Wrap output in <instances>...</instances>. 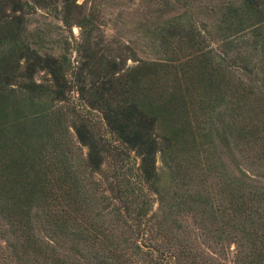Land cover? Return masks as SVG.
I'll list each match as a JSON object with an SVG mask.
<instances>
[{"label":"trees","instance_id":"obj_1","mask_svg":"<svg viewBox=\"0 0 264 264\" xmlns=\"http://www.w3.org/2000/svg\"><path fill=\"white\" fill-rule=\"evenodd\" d=\"M32 1L55 9L65 25L81 28L83 54L74 67L65 55L39 53L26 36L32 2L0 0V210L9 233L26 242L34 229L31 212L37 209L45 213L48 229L71 234L75 228L85 243L98 245L107 227L98 225L94 216L85 220L58 209L62 201L73 205L82 188L80 173L99 175L103 190L110 193L105 197L108 206L123 211L139 233L153 234L155 244L146 253L154 256L155 264H264V186L251 183L242 168L221 164L219 192L202 185L206 178L190 194L175 189L168 200L160 189L159 152L167 165L170 159L180 165L181 154L211 146L215 135L223 144L233 141L234 147L257 135L242 120L245 88L236 81L228 53L217 61L205 37L182 16L159 30L163 57L127 66L133 56H109L103 38L93 35L99 27L96 10L78 0ZM228 8L223 44L231 49L258 42L264 32L261 1L243 0ZM71 71L78 93L74 105ZM40 72L47 80H36ZM91 112L101 113L102 124L92 121ZM68 121L77 143L87 149L85 155L74 149ZM254 138L255 144L264 143V134ZM112 153L122 158L109 173L105 166ZM215 195L222 198L218 206ZM156 202L163 213L175 208L193 212L201 205L198 215L222 218L225 225L217 230L215 246L179 242L162 220L156 224ZM231 227L234 234L228 232ZM92 248L91 264H126L111 248Z\"/></svg>","mask_w":264,"mask_h":264},{"label":"rangeland","instance_id":"obj_2","mask_svg":"<svg viewBox=\"0 0 264 264\" xmlns=\"http://www.w3.org/2000/svg\"><path fill=\"white\" fill-rule=\"evenodd\" d=\"M32 8L27 15V40L31 47L39 53L55 56H67L72 66H79L81 53L79 44L82 40V30L78 25L69 27L61 20L55 9H48L36 5L32 0ZM243 0H78L84 3L88 9H94L98 14L97 25L93 33L95 38H103L102 46L111 57L133 56L127 60V66H133L142 60H159L165 51L159 39V30L168 26L177 17H184L197 28L211 50L212 56L218 61L227 52V61L234 71L236 81L243 83V110L242 120L256 132V138L264 133V32L258 42H245L229 49L223 44L224 25L228 18V6L240 4ZM263 4L264 0H259ZM59 8L61 3L59 2ZM48 75L40 72L36 76L37 81L47 80ZM71 80L72 91L71 105L76 103V75L71 71L68 74ZM89 117L97 124L101 123V113L91 112ZM68 126L72 123L68 121ZM263 131L261 132V130ZM70 139L74 143L77 153L85 155L87 149L77 143L76 135L72 127L69 128ZM215 135L211 146L204 145L199 152L193 151L192 155L181 154V164L173 159L168 165L164 162L161 153L157 154V166L161 173L160 189L162 195L168 200L175 189L179 193L190 194L189 190L197 188L200 179L206 178L202 185H212L219 192L223 174L221 164L236 169L238 166L249 176V181L256 186H264V143H256L252 137L249 141L236 144L228 143ZM227 146H231V150ZM205 147V148H204ZM113 154V153H112ZM191 161H189L190 158ZM121 155L111 156L108 159L107 171L112 170L117 159ZM80 160L75 154V161ZM137 161V160H136ZM191 163V164H190ZM237 170V169H236ZM235 171V170H234ZM239 173V172H238ZM80 193L74 197L73 205L66 206L67 201H62L59 212L67 211L81 214V219H90L94 216L98 225L107 227V235L98 245L85 243L79 236L78 229L73 233H64L48 229L45 213L34 209L31 212L34 218V229L31 236L25 240L9 233L7 218L0 210V264L7 259L12 264H91L88 257L92 247L109 250L111 248L115 257L126 264H155L152 255L146 250L155 244L151 240V233H139L136 226H131V219L124 216L123 211L116 212L115 205H109L105 197H110L106 185L102 183L100 176L82 174ZM113 179L110 178L109 181ZM102 183V187L99 184ZM81 187V186H80ZM222 201L215 195L218 206ZM108 206V207H107ZM118 208V206H116ZM121 208V207H120ZM197 208V207H196ZM189 212L187 209L175 208V211L163 213L159 209L158 202L153 207L156 222L161 220L173 232L179 242L190 243L194 246H215L217 230L224 226L220 217H213L211 213L198 215L201 210ZM123 210V209H122ZM127 221H125V219ZM228 220V219H226ZM156 221V220H155ZM153 221V222H155ZM74 224V223H73ZM51 230V231H50ZM234 234V228L228 230ZM53 234V239H49ZM226 236V235H225ZM217 239V238H216ZM33 240V242L31 241ZM177 243V241H174ZM178 244V243H177ZM231 252L236 249L231 244ZM58 253V255H57ZM230 254V259L233 258ZM6 257V258H5ZM229 263H232L230 261Z\"/></svg>","mask_w":264,"mask_h":264}]
</instances>
